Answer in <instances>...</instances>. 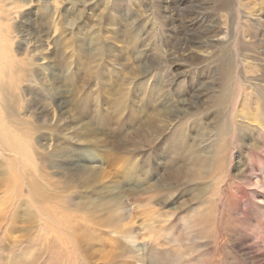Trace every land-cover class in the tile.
I'll return each mask as SVG.
<instances>
[{
  "label": "rangeland",
  "instance_id": "obj_1",
  "mask_svg": "<svg viewBox=\"0 0 264 264\" xmlns=\"http://www.w3.org/2000/svg\"><path fill=\"white\" fill-rule=\"evenodd\" d=\"M11 1L20 8L7 22L2 9ZM14 1L0 0V34L8 28L16 37L12 57L30 58L32 64L22 62L21 68L30 70L31 81L27 72L17 78L18 117L0 112L36 169L0 145L5 243L21 244L43 226L51 228L46 210L63 213L57 195L87 201L93 209L120 199L121 221L96 209L99 224L90 223L87 242L81 214L72 208L69 264H264V234L257 232L264 229V207L254 206L264 204V128L255 122L243 120L244 132L256 134L255 169L241 172L246 148L239 157L233 136L231 151L222 148L223 158L207 178L212 191L202 195L208 198L217 186L221 191L212 195L217 206L208 222L180 220L196 205H181L191 196L182 183L172 197L166 187L140 197L134 192L164 184L163 140L186 117L189 147L202 150L212 139L218 109L209 94L220 92V57L227 50L236 58L234 47L243 46L251 55L261 51L264 59V0ZM19 39L24 45L17 50ZM257 114L261 121L263 110ZM28 185H34V197ZM54 227L58 247L65 240L57 222Z\"/></svg>",
  "mask_w": 264,
  "mask_h": 264
},
{
  "label": "bare ground",
  "instance_id": "obj_2",
  "mask_svg": "<svg viewBox=\"0 0 264 264\" xmlns=\"http://www.w3.org/2000/svg\"><path fill=\"white\" fill-rule=\"evenodd\" d=\"M119 1L121 0H115V2ZM19 8L20 5H18L17 1H11L4 9H2L5 13L2 20L7 22L11 21L9 15L12 13L17 15ZM217 8L219 11L223 10L224 5L219 3ZM15 39L16 37L8 31V28L4 29V36L0 34V76L3 75L6 78H11V75L14 76L8 83L0 80V109L2 108L4 111H2V113L6 116L9 115L7 117H11L13 120L18 117L16 112L18 99L15 94L18 87L17 78L20 76L21 72H27L25 76L29 75V81H31L30 70L26 68L22 69L21 64L22 62H26L29 65L32 64L31 61L29 62L30 58L27 57V54L21 56V58H16V55L12 57V42ZM23 45V40L19 39L17 42V50L23 48ZM239 48L234 47L236 58H232L231 52L227 50L223 53V56L220 57L222 70L221 80L218 84L220 92L215 93L214 95L209 94V102L218 109V112L216 113L218 124L215 127V131L211 137L212 139L208 140L202 150L198 147H189L187 144L189 135L186 131L188 117H186L184 125L180 126L176 132L173 131L165 136L163 140L167 147L166 160L163 166L164 176L162 178L164 184L160 185L162 182L159 183L156 180L157 184H152L148 189L134 191L135 195L140 197L149 192H155L159 187H166L168 189L167 193L172 197L176 192L173 190V187L175 185H181V183L184 184L188 187L191 196L188 198V202H183L181 205L193 206L196 204L190 210V217L185 215L180 219L185 222L189 221L193 223L198 219L202 222L204 220L208 222L211 215L214 213L213 211H215V207L213 204L215 203L217 206V202L212 195L214 196L217 193L220 194L221 191L219 190V186H217L218 190H215V192L208 196V198L205 197L206 199H202V195H206V193L212 191V186L214 185L211 183L212 181L208 182L207 178L211 175L214 164L222 160V148L226 146V148L228 147V151H231V140L233 139V136H236L239 157L244 151L243 148H246L244 152L246 154V167L242 168L243 170H241V172H252L255 169V155L251 151L255 149V145H257L252 141L255 140L256 134H254L251 129H247L248 132H244L243 120L246 119L248 121H253L255 123L252 126L264 128V59L260 57L261 51L255 52V50H252L255 52V55H251L244 51L245 49H243V46ZM206 49L209 48H205V50ZM211 51V49L208 51V56L212 55ZM237 59L240 60V64L235 62ZM32 60L34 59L32 58ZM18 64L20 69L18 68ZM259 69L261 71L258 73ZM238 106L240 110H238ZM258 109L261 111L263 110L261 121L258 119ZM2 115L0 112V145L6 151L14 154L15 156L13 158L22 159L35 168L33 156L26 152L23 142L15 132L5 127L6 122L5 119H2ZM3 127H5V129H2ZM140 129L141 127H138L136 132L141 135L142 140V137L145 139L147 136L145 133L142 134ZM243 139L249 140L248 144L250 146L246 145L245 147ZM9 167L12 168L10 165ZM28 190L30 191L31 197H34V185H28ZM193 191L200 192V196L197 193L194 194ZM261 195L264 198V195ZM55 198L58 205L63 208V213L61 211L53 213L46 210V217L51 219V228L48 229L47 226H43L40 234L37 233L33 238L25 240L24 242H21V244L16 243L18 240H14L8 245L5 243V240L0 237V264H69L65 248L68 247L69 234L72 231V222L68 217L69 212L74 211L73 209L79 211L81 214L80 219L83 222L81 224V231L84 232L83 242H87L90 223L95 225L99 224V220L96 219L97 217L94 213L96 212V209H106L109 211L107 215L109 219L114 221L119 219V221H121L120 207L122 201L120 199L106 201L105 204H99L96 209H93L96 205L90 206L87 201L81 203L76 202L73 196L57 195ZM148 198L151 199L152 196H148ZM168 198L161 197L163 202H167ZM148 203L152 204L153 202H150L149 200ZM34 204L38 206V203L35 201ZM255 205L264 207V204L256 203L254 206ZM197 209L199 210L197 211ZM169 211H171L169 212V215L174 213V210ZM40 212L42 213V211ZM56 222L61 231V236L65 240L64 244H60L58 247H56L54 241V238L57 236V229L54 227ZM257 230L258 233L264 234L262 226L261 228H257ZM121 231H114V233L120 234L122 233ZM3 232L4 230L0 227V234ZM50 232L51 235L49 236ZM41 259H44L43 263L40 262Z\"/></svg>",
  "mask_w": 264,
  "mask_h": 264
}]
</instances>
